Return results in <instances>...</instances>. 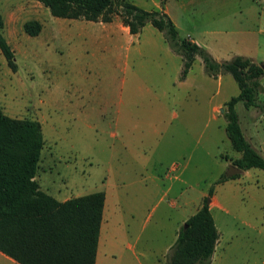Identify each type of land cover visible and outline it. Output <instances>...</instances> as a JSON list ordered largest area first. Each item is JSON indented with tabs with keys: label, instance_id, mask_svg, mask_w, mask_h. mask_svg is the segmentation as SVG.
Returning a JSON list of instances; mask_svg holds the SVG:
<instances>
[{
	"label": "rangeland",
	"instance_id": "1",
	"mask_svg": "<svg viewBox=\"0 0 264 264\" xmlns=\"http://www.w3.org/2000/svg\"><path fill=\"white\" fill-rule=\"evenodd\" d=\"M128 1L146 10L161 7V0ZM165 7L179 37L190 34L201 40L213 57L227 60L247 54L257 60L264 58V0H166ZM0 16L1 32L15 61L12 70L0 51V108L9 117L40 123L44 147L36 178L42 190L46 184L51 185V191L65 184L72 196L107 191L108 239L122 247L129 241L128 234L134 239L133 234L139 232L149 254L167 259L163 248L180 217L171 204H182L178 197L181 190L196 203L201 193L208 196L212 188L227 210L218 221L223 238L216 264H264V170L249 169L233 191L219 187L214 176L220 157L231 156L234 150L226 134L216 130V123L210 120L205 135L197 133L185 140L176 132L170 135L186 148L185 157L171 159L162 153L161 161L166 162L157 164L156 148L164 144V131L158 132L153 115L161 112L164 118L160 124L173 127L184 112L194 111L195 105L182 88L176 87L173 101L171 89L160 93L157 87L122 86L118 80L123 73L119 68L114 71L110 62L126 45L124 33L110 36L95 22L52 16L38 0H1ZM32 19L42 24L36 36L23 30L24 22ZM228 75L235 90L224 81V95L234 94L238 86ZM258 102L260 110L248 112L242 102L237 108L243 127L252 132L264 157V89ZM214 104V99H203L202 112L209 117ZM117 111L128 119L113 136ZM253 113L256 115L250 120ZM143 153L145 160L140 157ZM157 173L155 187L151 175ZM166 173L179 174L172 190L168 187L173 180L165 177ZM126 203L138 205L134 217L126 214ZM128 225L136 226V233L128 232ZM0 264L12 263L0 258Z\"/></svg>",
	"mask_w": 264,
	"mask_h": 264
},
{
	"label": "trees",
	"instance_id": "2",
	"mask_svg": "<svg viewBox=\"0 0 264 264\" xmlns=\"http://www.w3.org/2000/svg\"><path fill=\"white\" fill-rule=\"evenodd\" d=\"M1 1V0H0ZM50 14L59 18L111 22L118 18L131 34H139L146 24L163 33L172 50L183 57L181 76H185L195 56L201 57L211 76L229 73L239 93L226 103L225 131L234 151L240 156L231 163L243 171L264 170V157L245 137L236 104L262 108L258 95L263 91L264 62L243 55L217 61L206 47L179 37L178 29L164 11L146 10L128 0H38ZM0 51L14 70V51L1 32ZM35 19L23 24L30 36L40 33ZM44 138L41 125L32 119L12 118L0 108V251L20 264H95L105 194L96 191L59 201L43 191L35 179ZM237 176V175H235ZM221 175L215 182L226 179ZM180 228L167 253V264H211L219 233L210 212L208 199Z\"/></svg>",
	"mask_w": 264,
	"mask_h": 264
},
{
	"label": "crops",
	"instance_id": "3",
	"mask_svg": "<svg viewBox=\"0 0 264 264\" xmlns=\"http://www.w3.org/2000/svg\"><path fill=\"white\" fill-rule=\"evenodd\" d=\"M22 10L24 11L25 8L23 7ZM164 11L170 16V18L175 24V21L171 17L166 7L164 8ZM89 22H93V21H89ZM95 23L100 24L101 28L104 29V33H107L110 36H113L117 31H120L126 35L127 38L126 45L124 46L123 50H121V52L119 51V55L117 56V59L110 62V66L113 67L114 71L117 68H119L123 73V76H121L119 80L115 76L116 79L121 82L122 86H124L125 88L157 87V88H161L160 93H163L164 90L171 89L172 91H174L172 98L173 101H176V93H175L176 87L177 89L182 88L184 93L187 95V97L191 98L192 101L194 102L195 110L191 111L190 109L184 112L181 116L180 122L173 127L171 125L167 126L165 124L163 125L160 124L161 119L164 118L161 112H157L156 114L153 115L154 119L157 121L155 127L158 128V132L161 130L164 131V133L161 134V136L164 137L163 139L164 144L156 148L159 150L156 151L157 155L155 156L157 160V164L159 163V165H161V162L162 163L166 162V160L161 161L162 153L165 154V157L168 156L171 159L176 157L178 158L185 157L186 148L182 146V144L178 141L176 137L170 136V135L173 136L175 132L177 136L184 137V140L186 137L195 135L197 133H199L200 136L205 135L208 131L209 120H210L216 123V130L224 132L226 134L225 131L226 120L223 115L224 112L221 111V109L225 107L224 106L225 103L232 96H235L239 93V88L237 86L236 92H233L234 94L224 95L225 91L227 92V90L223 92L222 89L224 85V81H226V85L229 87L231 91L235 90L228 75L229 73H222L217 76H211L207 72L201 57L195 56V59L191 67L189 68V71L185 76L182 77L181 76V71L183 67L182 55L172 50L169 43L165 39L163 33L157 30L151 24H146L139 34H131L129 32L128 27L125 26L119 19H114L113 21L107 23L101 21H96ZM185 38L193 43L206 47V45L201 40L194 38V36H191L190 34H188ZM235 55H243L249 57L254 61L256 60V62L258 63L264 62V58H260V60H257L255 59V57L247 54H235ZM214 58L217 61H221L225 59V58H219L217 56H214ZM108 77L111 78L112 75H109ZM261 83L264 89V76L261 79ZM207 98L214 99L215 101V104L211 108V113L209 117L206 114V112L205 113L202 112V107L200 106L202 100L203 99L206 100ZM238 104L239 102L236 104L235 107L237 113H238V108H237ZM63 109H66L67 111L68 107L63 106ZM246 109L247 111L249 109L260 110L258 107H254V106ZM80 113L81 112H78L77 114L78 118L82 116V114ZM255 115L256 113H253L251 116H249L250 120H253ZM73 117H74V113H73ZM238 117H239V113H238ZM126 119H128L127 114L123 115L121 114L120 111L115 112L114 127H113L114 131L111 132V135L116 136L117 134L115 133V130L117 129L119 131H122L124 127V121ZM239 123L245 137L262 154L263 149L260 147L257 148L254 142V135L252 134V132H250L249 128L243 127L240 117H239ZM191 129H193L194 131H191ZM179 140H181V138ZM229 144L231 148V143ZM144 153L142 156H140L142 157L141 160H145L147 158V156H145ZM239 156L240 153L236 151H234V153L231 156L228 155L221 156L220 157L221 160L217 165L218 171L215 174L214 179L217 180L221 175L225 174V172L229 168V165L232 164L231 163L232 159H235ZM140 162L143 163V161ZM173 168L175 167H172V169ZM173 172L175 173L176 169L173 170ZM246 172H248V170L242 171L239 174H235L237 176L235 175L227 176L225 174L227 178L220 181L217 184L219 187L221 186L222 188H227L228 191L230 190L233 191L234 187L238 183H240L242 175L245 174ZM159 175H160L159 173L151 175V181L153 184H156L155 187H158L157 180H159ZM178 175L179 174H174L171 176L168 175L167 173L165 174V177L168 176L167 178L173 180L171 185H169L168 190H172L173 183H175L176 180H178L179 178ZM35 179L37 181L36 176ZM45 189L46 190L43 191L52 195L59 201H65L72 197H77L92 193L89 192L85 194H77V196L73 194L74 196H72L71 191H68L65 184L62 186H57L52 191L50 190L51 185L46 184ZM103 192L105 194V201L103 206V214H102V221H101L98 244H97L95 264H167L165 260L166 257L163 256L164 258L161 259L159 256L151 255L146 251V247H143L141 244L139 232L136 233L135 231L137 229L136 226H130V225H128L129 227L127 226L128 232L132 230V232L133 233L135 232L136 234H133L135 236L134 239H132L131 236L128 234L129 241L122 243L123 244L122 247H119L116 242L110 241V239H108L107 232H109L110 230V226L108 224V218H109L108 193L107 191L104 190ZM206 196H207L206 193H201V195L197 198L199 202L193 203L192 200L189 198V196L186 195L184 190H181V192H179L178 197L180 199L182 198L183 201L182 204L178 205L174 201L171 205L174 208H176V210L180 211V217L173 226L171 240L163 248L164 253H167L169 251V249L171 248V246L173 245V243L177 238V234L180 228L184 225L185 221L201 207L203 199ZM136 207H138V205L127 206L126 203V211H127L126 214L130 217H134L133 213L137 211ZM209 208L219 233V238L215 246V251L211 258V264H216L218 260L217 248L219 247L220 242L223 238V230L219 226L218 221H222L220 219L222 218L223 214H225L227 211L225 209L224 204L220 201V196L218 191L217 194L215 192V194L212 193V195L210 196ZM139 244H141V250H138ZM116 252L118 254H116ZM0 258L9 261L12 264H20L11 257L3 254L1 251H0Z\"/></svg>",
	"mask_w": 264,
	"mask_h": 264
},
{
	"label": "water",
	"instance_id": "4",
	"mask_svg": "<svg viewBox=\"0 0 264 264\" xmlns=\"http://www.w3.org/2000/svg\"><path fill=\"white\" fill-rule=\"evenodd\" d=\"M221 111H223V108L221 109ZM243 170L233 164H230L229 165V168L227 169V171L225 172V174L227 176H232V175H235V174H239L241 173ZM210 200V198L208 199V201ZM185 226V225H184Z\"/></svg>",
	"mask_w": 264,
	"mask_h": 264
}]
</instances>
